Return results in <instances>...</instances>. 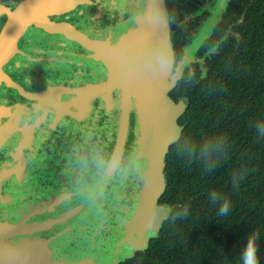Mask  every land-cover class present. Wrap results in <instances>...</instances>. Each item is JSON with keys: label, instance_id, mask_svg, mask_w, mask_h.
Wrapping results in <instances>:
<instances>
[{"label": "flooded vegetation", "instance_id": "flooded-vegetation-1", "mask_svg": "<svg viewBox=\"0 0 264 264\" xmlns=\"http://www.w3.org/2000/svg\"><path fill=\"white\" fill-rule=\"evenodd\" d=\"M165 1L175 50L174 67L185 57L194 59L185 66L182 78L195 64L204 76L208 60L222 44L231 39L242 43L239 28L252 26L255 0ZM136 2L0 0V224L31 215L37 220L51 217L58 221L65 208L74 207L72 198L54 209L37 208L59 202L65 192L89 190L101 182L102 176L90 163L86 166L84 158L90 161L96 154L112 157L117 127L112 119L116 113L110 112L117 109L111 110L105 101L110 91L104 59L100 61L95 51L75 37L117 43L123 24L133 17ZM257 13L262 15L264 6ZM174 25L183 27L182 37L176 41ZM94 95L100 96L101 102L93 104ZM170 95L176 102H186L174 97L173 91ZM128 154L120 169L104 172L110 185L105 189H130L129 180L119 177ZM113 175L116 182L108 180ZM124 198L125 194L119 199L121 203ZM161 205L169 208L170 215L171 208ZM104 209L109 208L105 205ZM34 211L42 214L36 217ZM74 213L70 211L71 226L76 223ZM108 223L98 228L105 238L111 235ZM92 234L89 229L80 236L70 235L69 248H76L84 239L93 240ZM146 250L119 264H131ZM150 264L155 262L150 260Z\"/></svg>", "mask_w": 264, "mask_h": 264}, {"label": "water", "instance_id": "water-1", "mask_svg": "<svg viewBox=\"0 0 264 264\" xmlns=\"http://www.w3.org/2000/svg\"><path fill=\"white\" fill-rule=\"evenodd\" d=\"M123 25L115 44L74 37L95 51L100 61L104 59L110 91L105 101L109 102L111 110L117 109L110 112L116 113L112 119L117 127V143L107 170L120 169L128 152L119 177L129 180L130 189L126 192L118 186L105 189L110 185L105 182L108 176L104 173L101 182L89 190L79 188L74 190L76 193L65 192L59 202L37 208L54 209L72 198L74 207H64L65 213L58 221L51 217L37 220L31 215L0 224V264H119L136 252L146 250L168 218L169 208L159 204L166 190V157L182 135L179 119L187 108L185 101L176 102L170 93L181 80L185 66L194 59L185 57L174 67L175 50L165 0H137L133 17ZM161 40H167L172 49L170 63L164 68L156 59ZM97 102H101V98L94 95L93 104ZM111 179L117 181L115 175L108 178ZM123 194L126 198L121 203L119 199ZM105 205L109 209L105 210ZM72 210L76 223L71 226ZM34 212L36 217L42 214ZM108 221L111 235L105 238L98 228ZM89 229L97 244L84 239L70 249V235L80 236ZM44 233L49 235L43 236Z\"/></svg>", "mask_w": 264, "mask_h": 264}, {"label": "trees", "instance_id": "trees-1", "mask_svg": "<svg viewBox=\"0 0 264 264\" xmlns=\"http://www.w3.org/2000/svg\"><path fill=\"white\" fill-rule=\"evenodd\" d=\"M263 6L254 1L252 26L239 28L242 43L225 41L204 76L195 64L173 90L187 108L182 135L166 157L159 202L171 212L131 264H242L250 234L264 264V136L255 129L264 121V13H257ZM174 29L176 41L183 27ZM225 201L229 211L219 215Z\"/></svg>", "mask_w": 264, "mask_h": 264}, {"label": "clouds", "instance_id": "clouds-1", "mask_svg": "<svg viewBox=\"0 0 264 264\" xmlns=\"http://www.w3.org/2000/svg\"><path fill=\"white\" fill-rule=\"evenodd\" d=\"M172 56V49L167 40H161L158 49L156 50V59L159 65L164 68L167 67L170 63ZM255 129L260 136H264V121H258L255 124ZM114 159V157L110 159H106L103 155L96 154L91 157V160L87 157L84 158V163L87 166L89 163L95 169L96 173L100 176L107 170L110 160ZM211 169L209 168V171ZM209 198L213 201L217 199L216 193H210ZM229 211V204L227 201L221 204L219 207V215H226ZM255 234H250L247 237L246 243L241 250L240 257L242 264H259V258L257 254V242H256Z\"/></svg>", "mask_w": 264, "mask_h": 264}, {"label": "rangeland", "instance_id": "rangeland-1", "mask_svg": "<svg viewBox=\"0 0 264 264\" xmlns=\"http://www.w3.org/2000/svg\"><path fill=\"white\" fill-rule=\"evenodd\" d=\"M193 47V46H192ZM92 244H97V241L96 240H93L92 241Z\"/></svg>", "mask_w": 264, "mask_h": 264}]
</instances>
